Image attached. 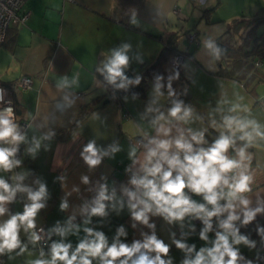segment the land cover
Here are the masks:
<instances>
[{
    "label": "crops",
    "instance_id": "obj_1",
    "mask_svg": "<svg viewBox=\"0 0 264 264\" xmlns=\"http://www.w3.org/2000/svg\"><path fill=\"white\" fill-rule=\"evenodd\" d=\"M133 1L137 0H25L29 18L9 27L6 40L0 43V81L6 87L13 86V94L7 88L16 108L14 124L24 137L16 145L15 160L20 163L15 170H0V178L13 187L19 184L32 191H38L41 184L45 186L46 196L41 200L44 207L35 216V226L43 225L50 235V249L44 253V260L51 259L53 243L71 244L74 250L87 237L85 228L102 232L110 246L121 227L126 233L119 237L121 243L142 242L145 235L154 232L169 246L163 259L182 264L186 258H194V252L182 251L173 241L189 247L195 245V251H199L211 247L221 229L212 219L206 242L200 239L204 224L195 223L192 216L170 224L162 216L149 213V224L155 225L154 229L135 221L124 194L126 188L132 189L130 180L139 169L134 160L143 159L144 145L150 139L164 138L157 131L161 126L170 128L173 137L178 129L185 130V134L188 128L221 131L212 126L213 120L219 124L222 116L239 114L256 120L264 130V61L254 74L245 70L238 76L222 75L217 71L219 57L207 47L225 34L234 18L264 8V0ZM205 10H210L207 15H203ZM197 20L204 21L205 27L198 30ZM144 31L161 34L164 39L175 38L180 54L178 73L170 63L173 54L158 77L145 74L163 44ZM189 33L196 34V43L190 42ZM116 51L128 57L124 67L133 73V82L122 83L124 86L118 92L102 70L103 62ZM236 67L234 72H240ZM21 76L31 77L29 88L16 86ZM141 79L143 90L131 92L130 86ZM185 91L188 101L180 104L192 109L187 124L168 116L169 109L176 104L169 103L170 95ZM237 104L238 113H230L229 109ZM85 105L90 111L75 123ZM161 114L165 119L153 123ZM22 122L25 124L21 125ZM36 142L39 147L35 152L29 151ZM89 143H94L100 157V163L94 167L84 158ZM10 145L4 142V146ZM114 148L117 150L113 151ZM250 148L255 165L264 171V141L257 139ZM133 149L136 155L130 157ZM102 190L113 197L104 201L106 215H91ZM188 195L204 203L202 196L191 192ZM244 195L251 208L264 207V184ZM30 203L26 191H17L14 200L5 205L7 211L0 216V223L23 213ZM62 203L67 207L62 209ZM256 217L264 218V212ZM34 229H20L19 238L26 250L5 251L0 254V264H27L39 259L37 242L30 240ZM60 230L66 234L61 236ZM239 234L246 236L253 246H234L241 256L238 264H264L257 261L264 251V238L241 231ZM98 262V258L93 260Z\"/></svg>",
    "mask_w": 264,
    "mask_h": 264
},
{
    "label": "clouds",
    "instance_id": "obj_2",
    "mask_svg": "<svg viewBox=\"0 0 264 264\" xmlns=\"http://www.w3.org/2000/svg\"><path fill=\"white\" fill-rule=\"evenodd\" d=\"M207 47L212 49L217 57L219 56V50L213 44L208 43ZM127 64L128 57L122 51H116L105 65L106 79L110 83H115L118 78L123 80L122 68ZM136 82L139 83V80ZM123 86V84L119 85V87ZM239 110L240 105L237 104L231 107L229 112L238 113ZM168 116L187 124L192 118V109L176 103L169 109ZM11 117V108L5 109V113L0 115V142L14 145L0 147V170L3 171H10L20 163L14 159L17 151L15 145L24 140ZM163 119L165 117L161 114L153 123ZM212 126L223 130L207 148L202 146L206 143L204 130L193 131L188 128L185 134V130L178 129L177 135L173 137L170 128L164 126L158 128V133H162L164 138L150 139L148 144L144 145L146 151L143 159L134 160V163L139 164V169L130 180L133 187L124 190L132 218L149 228L155 227L149 224V213L162 216L170 224L176 221L182 222L185 217L193 216L203 221L204 228L200 233V239L207 242L209 239L207 234L212 230V219L214 217L218 219L221 230L216 232L211 247H202L199 251H195V245L189 247L181 241H173L182 251L188 254L195 253L194 258H186L182 264H238L241 256L234 246L241 243L250 247L253 245L246 236L239 234L235 222L240 221L242 225H248L258 213L264 212V207L251 208L250 200L244 195L251 192L253 181L248 170L251 156L247 149L252 147L257 139L264 141L262 126L256 120L239 114L224 115L221 123L217 124L213 120ZM237 140L244 142L241 147H236ZM38 147L39 142H36L35 148L29 151L35 152ZM229 149L236 152V158L228 155ZM84 151L87 153L84 158L90 167L100 163L94 143H89ZM129 155L135 156L136 150L133 149ZM17 191H26L31 203L25 205L23 213L11 215L9 219L0 223V254L17 248L21 253L26 250L27 246L21 245L20 229L23 228L25 232L33 230L35 216L44 207L41 203L46 196V188L43 184L38 191H32L21 188L19 184L13 187L0 178V216L5 214L7 211L5 205L14 200ZM188 192L202 196L204 203L193 200ZM112 198L102 190L95 207L91 209V215H106L104 201ZM221 201L224 203L222 204ZM66 207V203L61 204L62 209ZM224 214L226 217L220 219ZM84 231L91 239L86 237L74 250H71V244L53 243L51 259L36 260L33 264H58V262L93 264V260L97 258L99 264H171V260L162 258L168 255L169 246L154 232L152 235H145L142 242L134 241L128 245L119 241L120 236L126 235L121 227L118 229L115 242L109 246L102 232H93L89 228H85ZM59 234L64 236L66 233L60 230ZM260 234L264 236V229L260 230ZM39 239L40 236L35 231H31L30 240L35 243ZM152 253L155 255H151Z\"/></svg>",
    "mask_w": 264,
    "mask_h": 264
},
{
    "label": "trees",
    "instance_id": "obj_3",
    "mask_svg": "<svg viewBox=\"0 0 264 264\" xmlns=\"http://www.w3.org/2000/svg\"><path fill=\"white\" fill-rule=\"evenodd\" d=\"M132 1V0H131ZM141 0L133 1L138 2ZM210 10H205L203 15H207ZM135 28H139L135 26ZM9 29V28H8ZM7 29V31H8ZM7 31L4 38V41L7 38ZM147 35H151L152 37L159 39L162 41V49L159 53L158 57L155 61L145 69V74L149 75L150 78L158 77L161 73L162 66L166 61H169V58L173 54H177V50L175 47V38L164 39L161 34H153L150 32L144 31ZM197 37V36H196ZM236 40V41H235ZM4 41L2 43H4ZM214 46L219 50V60L220 67L217 70L219 74L228 75V76H238L243 71L249 72V74H254L258 69V66L255 65V61L257 59H261L264 61V8H260L259 10L250 13L243 14L236 18H234L225 34L217 37L214 41ZM237 66V67H236ZM234 67L239 68L240 72H234ZM177 71L176 73H178ZM244 74V73H243ZM243 74L241 76H243ZM143 79L139 81V83H135L130 86V91L133 93H138L143 90L142 84ZM113 84V89L115 92L121 91V87H117L116 83ZM7 87L11 88L13 94V86L7 84ZM188 92L178 93L176 95H170L169 103H181L188 101ZM15 108V107H14ZM16 111V108H15ZM90 111L88 106H83L79 111V114L76 117L75 123L80 119L84 118L86 114ZM220 131L209 128L205 131V141L206 143L202 146L207 148L209 147L215 139L219 136ZM244 142L237 140L236 147H241ZM249 155L251 156V148L247 149ZM228 155L230 157L236 158V152L233 149H229ZM249 173L253 177V181L251 184V190L255 187H258L264 184V171L259 169L251 156V160L249 163ZM223 215L220 219L225 218ZM214 222L219 227V222L217 218H213ZM236 227L239 231L244 232L248 235H258L261 238H264L260 234V230L264 229V218L255 217V219L249 223L248 225H242L240 221L235 222ZM50 249V235L49 240L44 248V252L46 253Z\"/></svg>",
    "mask_w": 264,
    "mask_h": 264
},
{
    "label": "built area",
    "instance_id": "obj_4",
    "mask_svg": "<svg viewBox=\"0 0 264 264\" xmlns=\"http://www.w3.org/2000/svg\"><path fill=\"white\" fill-rule=\"evenodd\" d=\"M25 0H0V43L4 41L6 31L9 27L15 26L18 23L25 22L29 16H30V10L25 8L24 6ZM190 42H197L196 40V34L195 33H189L188 34ZM171 66L175 72L179 70V64H180V54H174L170 59ZM262 63L261 59H257L255 61L256 66H260ZM32 79L29 76H21L16 80V86L18 88H29L31 86ZM11 108L12 109V121L13 123L16 121V114H15V108L13 103V98L10 90L1 83L0 81V115H3L5 113V109ZM23 123V124H22ZM21 125H24L25 122H22ZM140 144L139 142L137 143ZM14 145L10 146H4V142H0V147H13ZM16 147V145H15ZM15 159V156H14ZM14 166V170H15ZM125 170L128 172V166H125ZM193 220L195 223H198L199 225L203 224V221L201 219L193 217ZM34 231L37 233V235L40 236V239L37 241V248L39 251V259L38 260H44V248L46 247L48 240H49V232L46 230V228L43 225H37L35 226ZM180 233V231H179ZM257 261L262 262L264 261V251L260 252ZM27 264H33L27 263ZM58 264H62V262H58ZM93 264H99L93 263Z\"/></svg>",
    "mask_w": 264,
    "mask_h": 264
},
{
    "label": "water",
    "instance_id": "obj_5",
    "mask_svg": "<svg viewBox=\"0 0 264 264\" xmlns=\"http://www.w3.org/2000/svg\"><path fill=\"white\" fill-rule=\"evenodd\" d=\"M109 61H110V59H106V60L103 62V64H102V70H103V72H104V74H105L106 76H107V72H106V70H105V65L108 64ZM122 72H123V77H124V79L121 80V79L118 78L116 81H118L120 84L125 83V82H133V73H132L129 69L123 67V68H122Z\"/></svg>",
    "mask_w": 264,
    "mask_h": 264
},
{
    "label": "rangeland",
    "instance_id": "obj_6",
    "mask_svg": "<svg viewBox=\"0 0 264 264\" xmlns=\"http://www.w3.org/2000/svg\"><path fill=\"white\" fill-rule=\"evenodd\" d=\"M224 21H222L221 23H223ZM184 24L185 25H187V21H185L184 22ZM224 24V26H226V24L225 23H223ZM189 25V24H188ZM202 27H205V25H204V21H200L199 22V20H197L196 21V28L199 30V29H202ZM201 34H202V32H201ZM185 37H186V32H185ZM187 38V37H186ZM187 40H188V38H187Z\"/></svg>",
    "mask_w": 264,
    "mask_h": 264
}]
</instances>
